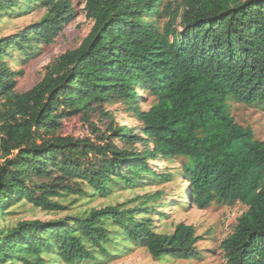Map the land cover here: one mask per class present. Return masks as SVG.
Instances as JSON below:
<instances>
[{
  "label": "trees",
  "instance_id": "trees-1",
  "mask_svg": "<svg viewBox=\"0 0 264 264\" xmlns=\"http://www.w3.org/2000/svg\"><path fill=\"white\" fill-rule=\"evenodd\" d=\"M39 3L48 11L38 24L0 39V100L6 110L17 100L24 118L22 132L0 125V217L23 198L33 201L31 181L79 177L106 198L117 188L146 186L147 177L150 184L171 182L172 175L156 174L148 161L182 158L187 199L195 207H247L221 243L225 264H264V142L236 123L227 106L233 100L264 110V0H183L163 28L156 20L163 0H85L90 34L50 64L37 86L15 96L24 72L10 66V50L29 62L75 11L71 0H0V19L16 8L27 15ZM138 91L155 98L148 111L140 108ZM113 101L135 113L144 138L125 126L108 128L122 148L41 135L56 128L53 114L63 107L76 113L80 104ZM80 149L87 161L77 156ZM161 196L0 228V264H99L133 247L155 260L201 258L194 226L157 232L162 214L153 203Z\"/></svg>",
  "mask_w": 264,
  "mask_h": 264
},
{
  "label": "rangeland",
  "instance_id": "rangeland-1",
  "mask_svg": "<svg viewBox=\"0 0 264 264\" xmlns=\"http://www.w3.org/2000/svg\"><path fill=\"white\" fill-rule=\"evenodd\" d=\"M71 1L75 11L73 16L65 23L52 43L44 42L40 45V49L36 50V54L29 62L22 63L24 56L16 54V50H10L12 54L9 59L10 66L15 71L24 72L18 78L14 88L15 96L24 95L37 86L44 79L46 68L50 64L64 53L77 49L90 34L94 23L86 16L85 0ZM182 1L163 0L162 13L156 18L161 28L168 24V17L172 13L179 12ZM47 11V8L39 3L37 8L27 15L16 8L10 15L2 16L0 39L19 36L24 28L38 24ZM17 59L21 60L18 64H14ZM137 95L140 97L139 104L143 111H148L156 102L154 97L142 91H138ZM4 103L5 100H0V113L2 114L0 125L7 122L18 132H22L21 125L24 118L19 102L14 101L12 105H8L7 110ZM227 106L236 123L243 128H250L255 140L264 142V110L261 106L256 104L248 106L233 100H228ZM78 109L76 113H73L74 108L68 107L57 111L53 114L56 128L42 131L41 135L46 138L56 135L100 146L111 143L122 148L123 144L117 138L110 137L108 128L125 126L137 137L144 138L142 123L124 102H92L87 108L80 104ZM32 131L35 132V129ZM1 137L0 133V139ZM134 148L138 151L144 150L141 143L135 144ZM82 151L83 149H80V154L77 156L87 161L81 156ZM16 154L17 151H14L11 157H15ZM2 161L0 153V162ZM148 162L156 174L172 175L171 182L163 185L161 183L150 184L147 177L146 186L142 184L135 188H117L110 196L103 198L94 194L83 179L79 177L69 179L63 174H55L49 179L28 183V192L33 201L23 198L9 208L0 217V228H12L20 222L35 220L44 223L63 221L71 217L84 216L93 210L119 204L128 203L129 207H133L134 204L131 203L136 199L161 192V198L153 203L163 215L160 218L156 216L158 219L155 223L157 232L171 234L175 226L181 223L194 226L198 235L202 237L198 243V253L202 257L193 260H155L145 248L133 247L111 261L103 258L99 260V264H225L224 254L220 248L221 243L233 233L237 219L247 211V207L241 203L227 205L213 202L207 208L199 209L187 199L188 182L183 173V165L187 163L186 159H151ZM37 201L39 204L36 203Z\"/></svg>",
  "mask_w": 264,
  "mask_h": 264
}]
</instances>
